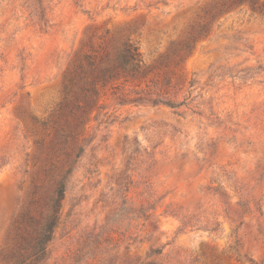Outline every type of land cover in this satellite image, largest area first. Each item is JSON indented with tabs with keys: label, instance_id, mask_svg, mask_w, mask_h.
<instances>
[{
	"label": "rangeland",
	"instance_id": "1",
	"mask_svg": "<svg viewBox=\"0 0 264 264\" xmlns=\"http://www.w3.org/2000/svg\"><path fill=\"white\" fill-rule=\"evenodd\" d=\"M227 1L0 0V264L29 258L65 160V72L117 35L146 77L100 88L34 264H264V17Z\"/></svg>",
	"mask_w": 264,
	"mask_h": 264
},
{
	"label": "trees",
	"instance_id": "2",
	"mask_svg": "<svg viewBox=\"0 0 264 264\" xmlns=\"http://www.w3.org/2000/svg\"><path fill=\"white\" fill-rule=\"evenodd\" d=\"M222 5V6H221ZM220 5L221 12L231 6H247L253 13L264 17V0H228ZM230 5V6H227ZM193 34V33H191ZM202 36L203 34L200 33ZM188 37L181 45L183 52L192 51V43L198 38L195 34ZM177 56V51L174 53ZM147 68L144 66L139 49L130 39L122 35L111 36L104 41L98 49L83 54L78 52L64 77V98L55 113V125L58 126L66 111L70 110L73 121L68 130L57 132L58 140H65V160L62 165H52L53 179L52 189L46 198L41 218L33 219L30 216V206L21 215V223L32 220L36 228L29 232L25 239L16 232V244L19 250L29 252V258H23L20 264H34V261L44 258L48 243L51 241L55 228L60 220L62 202L65 195V180L71 174L81 152L79 147L80 132L85 124L92 108L96 106L100 88L108 84L124 81H141L145 78ZM139 98L135 102L144 99ZM149 97V96H148ZM154 105L162 104L174 107L175 102L165 98L162 94H156L155 98H149ZM69 125V124H68ZM70 140V144L69 143ZM61 143L60 145H62ZM43 145L40 147L42 148ZM69 149V150H68ZM52 172V171H51ZM34 198L31 202H34ZM37 204V201L35 202ZM23 221V222H22ZM19 236V239H18ZM25 244V245H24Z\"/></svg>",
	"mask_w": 264,
	"mask_h": 264
}]
</instances>
